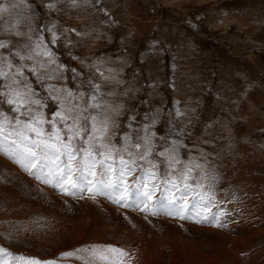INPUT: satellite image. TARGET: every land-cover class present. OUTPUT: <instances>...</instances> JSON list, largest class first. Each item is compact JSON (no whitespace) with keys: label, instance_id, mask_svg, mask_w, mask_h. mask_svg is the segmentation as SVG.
<instances>
[{"label":"rangeland","instance_id":"374dc122","mask_svg":"<svg viewBox=\"0 0 264 264\" xmlns=\"http://www.w3.org/2000/svg\"><path fill=\"white\" fill-rule=\"evenodd\" d=\"M0 5L8 8L0 12V42L7 44L0 55L12 63L0 93L8 84L31 88L42 105L33 107L46 119L61 102L83 108L96 95L95 112L109 119L112 144L121 149L117 161L132 158L140 169L151 160L181 187L180 172L189 165V183L199 181L198 191L215 197L205 214L224 213L216 226L88 192L67 196L0 151V247L56 264H84L87 253H62L90 245L124 249L125 264H264V0ZM10 107L0 103V112L16 115ZM149 147L152 155L140 159ZM173 156L181 161L174 169ZM137 175L127 177L129 185ZM163 190L161 183L150 206Z\"/></svg>","mask_w":264,"mask_h":264},{"label":"snow or ice","instance_id":"6c2138e0","mask_svg":"<svg viewBox=\"0 0 264 264\" xmlns=\"http://www.w3.org/2000/svg\"><path fill=\"white\" fill-rule=\"evenodd\" d=\"M48 7L54 5L50 4ZM7 11V7L0 5V12ZM56 39L53 33L52 41L55 42ZM40 46L39 43L36 45L37 48ZM0 48H7V44L0 42ZM44 54L54 55L51 50ZM16 55L20 56V53L17 52ZM20 58L31 59V56ZM5 68L10 70L12 63L0 55V77L7 79L8 72ZM6 87L8 92L0 93V103L10 105L9 111L16 115L8 116L0 112V151L35 179L67 196L79 197L88 192L93 198L97 195L105 196L123 207L134 204L140 211L152 215L163 210L180 219H195L196 223H216V226H222L219 218L224 213L217 212L210 216L205 214L213 207L215 197L210 192L198 191L203 187L199 181L189 183L193 179L191 166L185 165L180 172L179 179L183 181L181 187L177 177L172 176L167 169L161 175L158 166L151 160L148 161V168L137 169L132 158L125 159L123 155H119L118 161L114 158V154L118 155L121 149L112 144L115 133L109 135V119H100V114L95 112L101 107L96 95L89 94L92 103H86L83 108L73 105L65 109L61 102L60 109L46 119L45 114L39 110L42 107L41 101L31 98L35 95L31 88L21 92L11 84ZM94 87L99 91V85ZM67 96L70 101L75 99L72 92H68ZM45 124L49 125L47 129ZM134 147L139 149L141 145L137 143ZM150 155L151 147L139 158L143 160ZM159 155L164 156L165 153L161 152ZM180 163L174 156L168 159L169 168L174 169ZM137 171L139 175L134 184L129 185L127 177ZM161 183L164 190L150 206L149 201H153ZM173 191H179L180 195L172 196ZM79 253H87L86 257H80L84 264H125L124 257L128 256L124 249L112 245L85 246L74 252L62 253V256L70 257ZM0 264H56V261H42L36 257L14 254L0 247Z\"/></svg>","mask_w":264,"mask_h":264}]
</instances>
